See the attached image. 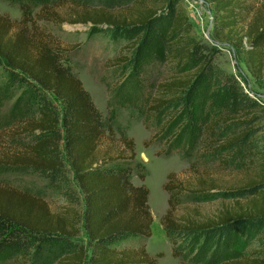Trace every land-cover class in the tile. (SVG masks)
Instances as JSON below:
<instances>
[{
	"label": "trees",
	"instance_id": "1",
	"mask_svg": "<svg viewBox=\"0 0 264 264\" xmlns=\"http://www.w3.org/2000/svg\"><path fill=\"white\" fill-rule=\"evenodd\" d=\"M2 1L19 5L22 20L13 21L0 13V66L4 65L2 78L5 80L0 85V95L5 99L14 89H21L20 100L33 115L26 118L22 127H16L19 134L12 139L16 140L22 133L32 139V143L10 154L0 153V168L35 171L63 193L67 205L53 212L37 195L0 182V260L17 256L29 261L47 250L59 249L57 264H157L144 246L122 248L125 243L152 236L150 191L132 182L133 173L141 180L147 176L144 164L136 160L134 141L126 142L129 148L126 159L123 156L97 158L106 133L112 132L116 122L106 125L90 93L53 44V37L45 35L37 25L40 20H55L53 8L60 0ZM101 1L109 5L129 0ZM146 1L150 0L135 3L132 16L115 15L103 9L84 12L83 17L70 22L92 24V32L107 26L111 36L118 33L128 37L131 28L153 27L159 11L154 7L146 8ZM202 1L213 10L216 36L225 33L236 39L251 74L264 79V0L260 14L251 20L243 34L239 30L241 12L245 9L242 0ZM171 34L177 37L173 44L177 56L172 59L188 62L192 55V26L184 9L177 11ZM127 61V57L121 56L114 63ZM192 80V77H173L161 82L149 109L161 112L180 103L183 96L195 101L198 84L192 85ZM49 93L57 103L51 100ZM186 125L193 123L186 122ZM247 135L242 132L236 140ZM67 163L81 190L83 212L75 206ZM260 170L258 177L244 190L252 192L248 199L235 200L215 216L206 218L197 211L196 216H175L181 193H178L175 176L168 175L164 190L170 194V208L163 227L173 245V257L179 259L180 264H264V250L240 258L229 256L241 233L264 231V154ZM81 226L88 245L76 241L82 233Z\"/></svg>",
	"mask_w": 264,
	"mask_h": 264
},
{
	"label": "rangeland",
	"instance_id": "2",
	"mask_svg": "<svg viewBox=\"0 0 264 264\" xmlns=\"http://www.w3.org/2000/svg\"><path fill=\"white\" fill-rule=\"evenodd\" d=\"M139 1L104 5L101 0H60L53 8L55 20H40L37 25L45 35L53 37V44L90 93L106 125L116 122L112 132L106 133L97 158L123 156L126 159L129 157L126 142L133 140L136 160L146 168L145 180L133 173L132 182L150 191L152 236L125 243L122 248L144 246L157 264H180L173 257V245L163 227L170 208V194L164 190L168 175L175 176L181 193L174 212L176 217L195 215L196 211L201 217H213L235 200L248 199L252 192L244 190L261 173L264 154V79L251 74L236 39L225 33L216 36L213 10L204 1L171 0L165 4L158 0L146 1V8L159 11L154 25L149 29L131 28L128 37L118 33L111 36L107 26L92 32V24L70 22L83 17L84 12L103 9L115 15L132 16L135 13L132 7ZM242 4L245 9L241 12L239 30L243 34L251 20L260 14L262 0H242ZM179 9L186 11L192 26V55L186 63L172 59L177 56L173 45L177 37L171 34V28ZM0 13L13 21L22 20L19 5L0 0ZM246 43L245 39V46ZM121 56L128 61L114 63ZM3 73L4 65H1L0 85L5 81ZM173 77L193 78L192 85L198 84L195 101L183 96L180 103L161 112L149 109L157 97L158 85ZM20 95L22 90L18 88L5 99L0 95V153L10 154L32 143L21 132L12 141L19 134L16 127H22L26 118L33 115ZM49 97L56 102L52 94ZM186 122L193 125L187 126ZM242 132L248 135L236 140ZM66 169L75 206L83 212L81 190L68 163ZM0 182L37 195L53 212L67 205L63 193L35 171L0 168ZM211 187L216 189L210 190ZM81 230L76 241L88 245L83 226ZM263 235L261 230L241 233L230 258L263 251ZM59 255V249L47 250L29 261L9 256L1 259L0 264H57Z\"/></svg>",
	"mask_w": 264,
	"mask_h": 264
},
{
	"label": "bare ground",
	"instance_id": "3",
	"mask_svg": "<svg viewBox=\"0 0 264 264\" xmlns=\"http://www.w3.org/2000/svg\"><path fill=\"white\" fill-rule=\"evenodd\" d=\"M145 162H148L147 158L143 157Z\"/></svg>",
	"mask_w": 264,
	"mask_h": 264
},
{
	"label": "water",
	"instance_id": "4",
	"mask_svg": "<svg viewBox=\"0 0 264 264\" xmlns=\"http://www.w3.org/2000/svg\"><path fill=\"white\" fill-rule=\"evenodd\" d=\"M199 1H202V0H199Z\"/></svg>",
	"mask_w": 264,
	"mask_h": 264
}]
</instances>
